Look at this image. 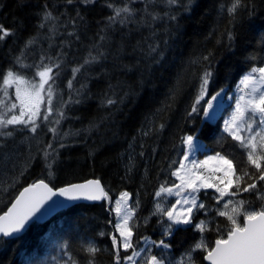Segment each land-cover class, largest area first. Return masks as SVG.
<instances>
[{"label":"trees","instance_id":"1","mask_svg":"<svg viewBox=\"0 0 264 264\" xmlns=\"http://www.w3.org/2000/svg\"><path fill=\"white\" fill-rule=\"evenodd\" d=\"M233 2L193 0L186 12L164 0H97L79 6L80 19L76 7L65 0H0V25L12 33L0 41V76L15 68L28 79H38L35 65L42 58L44 64L60 63L53 70L59 75L49 119L41 116L35 132L30 125L0 129L12 133L0 135V215L23 188L39 180L59 188L97 178L110 197L77 204L46 223L35 222L18 238L0 239V264H88L90 259L94 264H114L111 235L119 239L113 229L114 207L122 192L130 194L131 206L139 201L130 222L139 225L133 229L138 249L145 237L164 238L159 217L152 215L155 192L162 184H177L171 172L183 159L182 139L187 135L204 143L206 154L232 152L246 163L241 150L233 148L238 142L224 131V114L213 122L203 113L204 101L221 90L234 92L252 67L264 66V0H243L245 6L238 7L235 19L228 12ZM109 3L113 8L127 4L134 13L123 24L120 18L110 23L114 11ZM45 5L58 19L41 27ZM165 13L176 14L177 19L170 20ZM229 31L234 41H229ZM18 56L23 65L32 67L17 65ZM76 68L79 71L74 73ZM206 69L213 76L199 111L193 113ZM109 99L115 103L109 104ZM59 111L64 117L56 124ZM46 151L51 153L47 158ZM204 193L201 200L212 206V212L203 215L210 221L208 227L223 225L225 218L213 214L214 193ZM242 197L259 206L254 193ZM201 235L181 227L166 241L178 257ZM203 235L213 242L217 238L215 231ZM89 245L99 249L94 257L85 251ZM125 254L121 248V256ZM204 255L193 253L196 264H206Z\"/></svg>","mask_w":264,"mask_h":264},{"label":"snow or ice","instance_id":"2","mask_svg":"<svg viewBox=\"0 0 264 264\" xmlns=\"http://www.w3.org/2000/svg\"><path fill=\"white\" fill-rule=\"evenodd\" d=\"M97 0H65L66 5L76 7V15L80 19L79 6L94 5ZM169 7L178 6L184 11H190L193 0H164ZM109 8L113 5L109 3ZM245 6L243 0H234L232 6L228 9L230 15L235 19V12L238 7ZM114 14L108 17L110 23H115L120 18V23L127 22L128 18L133 15L134 9L125 4L122 8H113ZM170 20L177 19L176 14L165 13ZM153 16V19H157ZM58 19L53 16L51 11L47 10L43 13L41 27L45 26L48 21ZM73 23L75 21L73 20ZM9 29L0 25V41L11 35ZM229 41H234L235 36L231 31L228 32ZM32 43V41H29ZM23 55V54H21ZM51 59V58H49ZM91 60L96 57L90 55ZM204 59H207L205 57ZM256 59V57H251ZM86 60L85 63H89ZM264 63V62H262ZM16 64L20 67H32L23 65L21 57H16ZM35 77L39 79H28L26 76L17 71L15 68L7 69L0 76V129H7L9 125L29 126L31 132H35L38 127L37 118L44 121L49 119L52 109L53 85L55 84L58 72L54 73V68L59 69L60 63L44 64L43 58L41 63L35 65ZM79 68L73 69L78 72ZM213 76L211 70L206 69L201 77L200 88L193 102L191 111L196 113L199 111L197 107L207 95L208 84ZM243 88H238L244 95H238L235 98V110L230 118L225 121L224 131L228 133L233 141L238 142L233 148L241 150V155L246 156V163L237 159L232 152H217L214 156H209L203 161L194 159L196 143L192 135H187L182 139V143L187 145V151L183 155V160L179 161V167L171 172L179 183H173L171 187L162 184L158 191L155 192V210L152 215L160 216L159 221L164 224L163 237L159 241L151 240L149 237L144 238L145 247L139 248L138 241L133 243V229L139 225L133 220L136 209L139 207L137 200L133 206L128 205V192L120 193V197L115 201L116 221L113 225L115 232L119 233V239L116 235H111L112 246L115 249L113 253L114 264H165L166 251L172 245L166 242V238L171 237L175 230L181 226L191 227L199 231L202 235L200 238L185 252L179 261V264H196L193 253L202 251L205 253L203 259L209 264H264V66L252 67L242 79ZM15 85V100L9 96L8 89ZM71 87V81H69ZM223 91V90H221ZM47 94V102L45 111L41 114V105L45 104V95ZM220 92L211 96L210 99L204 101L206 107L203 109L205 117H210V109H213V101L217 100ZM18 102V103H17ZM78 102V101H77ZM109 104L115 101L109 99ZM11 113V115H9ZM64 117L63 111H59V118L54 123L59 124L60 119ZM255 125V127H254ZM163 127V125H161ZM55 133L56 129H50ZM247 135H243V133ZM147 134V133H145ZM0 135L11 136L10 131H0ZM63 147V145H61ZM48 148H52L49 144ZM55 152V149H53ZM51 153L45 152L47 158ZM231 157V158H229ZM236 160L234 165L233 161ZM209 161H215L216 166L212 168L210 175H205L201 169L207 170ZM173 163H177L173 161ZM51 176L52 164L46 165ZM217 172H222V176H216ZM215 181V182H212ZM251 181V182H249ZM202 189H214L219 195H212V199L216 201L215 216L224 217L226 223L223 225H215L210 229V221L206 218L197 220V214L203 212L207 217L212 212V206L206 205L200 198ZM243 193H254L259 206H253V203L242 197ZM65 197L68 200L76 201L86 199L89 201H98L101 199H109L108 192L102 186L99 179L88 180L81 184H70L66 187L54 190L44 180L29 185L20 192L19 196L12 203L3 215H0V235L3 237H11L14 233L23 230L29 221L40 212L44 204L51 200L53 196ZM205 196L208 194L205 192ZM177 197L174 204L166 207L168 197ZM241 197L240 199H233ZM227 198V199H225ZM177 205H180L177 210ZM166 217V221L163 219ZM242 218V220H241ZM195 221V222H194ZM111 223V221H109ZM147 223V218H145ZM184 227V230H187ZM215 231L217 238L213 241L208 240L203 233ZM104 235V233H100ZM152 247L165 250L157 255H146ZM121 248L126 253L121 256ZM131 249L130 254L128 250ZM85 251L90 257H94L99 251L94 245H89ZM143 259L139 262L138 257ZM75 264V261L72 262ZM88 264H94L92 259ZM171 264V261H169Z\"/></svg>","mask_w":264,"mask_h":264},{"label":"rangeland","instance_id":"3","mask_svg":"<svg viewBox=\"0 0 264 264\" xmlns=\"http://www.w3.org/2000/svg\"><path fill=\"white\" fill-rule=\"evenodd\" d=\"M248 73V72H247ZM39 79V78H38ZM37 79V80H38ZM242 79V78H241ZM239 85V88H243V85L241 84V80L240 82L238 83ZM238 85L237 87L235 88L234 92H231V93H227L226 90H223L221 91L220 93V96L217 97V100L216 101H213V109H210L209 112H210V117H205V119L209 120V121H217L219 117H221L223 114L224 116L222 117V124H223V128H224V124H225V121L228 120L231 116V114L234 112L235 110V98L236 96L238 95H244V92H241L238 88ZM14 91H15V85H13L11 88L8 89V92H9V96L12 100H15V95H14ZM45 104H42L41 105V114L44 112L45 110V105H46V102H47V94L45 93ZM18 103V102H17ZM11 114V113H10ZM40 120V118H37L36 119V123H38V121ZM255 127V125H254ZM243 135H247V133H243ZM195 138V143H196V149H195V155H194V159L198 160V161H203L205 159H207L209 156H214L215 154H206L205 151V146H204V143H202L197 137H194ZM187 145H186V151H187ZM183 160V159H182ZM216 166V162L215 161H209V164L207 166V170L205 169H201V171L205 174V175H210L211 174V169L214 168ZM223 173L222 172H217L216 173V176H222ZM212 182H215V181H212ZM179 183V181L177 180V184ZM171 187V186H170ZM208 191H211L212 193H214L215 195H219L218 193H215V190L214 189H202L201 192H208ZM241 197H234L233 199H240ZM177 199V197H168L167 198V202H166V207H170L171 204H174L175 203V200ZM227 199V198H225ZM157 202V200H156ZM128 205L131 206V203H130V197L128 198ZM253 206H256L255 204H253ZM115 208V207H114ZM180 208V205H177V210H179ZM204 213L201 212L199 214H197V220H203L205 219L203 217ZM159 217V220H158V223L161 224L159 221L162 219L160 216ZM163 219L166 221V217H163ZM242 220V218H241ZM131 222V221H130ZM195 222V221H194ZM164 224H162V227H163V230H164ZM161 227V226H160ZM181 227H186V226H181ZM167 239V238H166ZM132 241H133V236H132ZM167 242V241H166ZM146 245L144 243V246L142 248H144ZM172 249V247L166 251V257H165V264H169V261H171V264H179V261L181 260V258L184 256L183 254L181 256H178V257H175L173 254L172 251H170ZM123 250V249H122ZM139 250V249H138ZM128 251L131 252V250L129 249ZM130 252H128V254H130ZM161 252H165V250L163 249H160V248H156V247H152L151 251L146 253V255H157L159 256ZM145 254H142L141 257H138L137 260L138 262L143 259V256Z\"/></svg>","mask_w":264,"mask_h":264},{"label":"water","instance_id":"4","mask_svg":"<svg viewBox=\"0 0 264 264\" xmlns=\"http://www.w3.org/2000/svg\"><path fill=\"white\" fill-rule=\"evenodd\" d=\"M93 179H97V178H90V179H87V180H84V181H80V182H75V183H72V184H81V183H84L88 180H93ZM100 180V179H99ZM40 181V180H39ZM45 181V180H44ZM101 181V180H100ZM38 182V181H37ZM46 183H48L47 181H45ZM49 184V183H48ZM101 184L102 186L104 187L102 181H101ZM70 185V184H69ZM29 186V185H28ZM26 186V187H28ZM50 187H52L50 184H49ZM68 186V185H66ZM64 186V187H66ZM25 187V188H26ZM54 190H57L59 188H63V187H59V188H54L52 187ZM105 188V187H104ZM24 190V188L21 190V192ZM20 194V193H19ZM19 196V195H18ZM17 196V197H18ZM16 197V198H17ZM105 199H101V200H98V201H89V200H86V199H80V200H76V201H72V200H68L66 199L65 197H61L59 195L57 196H53L51 200H48L44 206L41 208L40 212H38L36 214L35 217L32 218L31 221H29V223L26 225V227L21 230V232L19 233H14L11 237H3L2 235H0V239L2 238H5V239H14V238H18L20 236H22L27 230L28 228L35 222H40V223H46L48 222L49 220H51L54 216H56L59 212L65 210V209H68V208H71L77 204H81V203H100L102 201H104ZM15 201V200H14ZM13 201V203H14ZM12 205V204H11ZM10 205V207H11ZM9 207V208H10ZM8 210V209H7ZM3 215V214H2ZM206 264H209L208 261H205Z\"/></svg>","mask_w":264,"mask_h":264}]
</instances>
